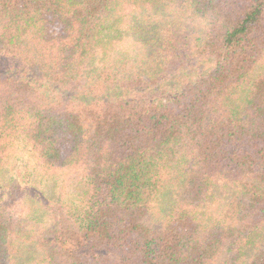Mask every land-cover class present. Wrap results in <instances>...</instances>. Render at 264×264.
<instances>
[{
    "label": "trees",
    "instance_id": "1",
    "mask_svg": "<svg viewBox=\"0 0 264 264\" xmlns=\"http://www.w3.org/2000/svg\"><path fill=\"white\" fill-rule=\"evenodd\" d=\"M0 264H264V0H0Z\"/></svg>",
    "mask_w": 264,
    "mask_h": 264
}]
</instances>
